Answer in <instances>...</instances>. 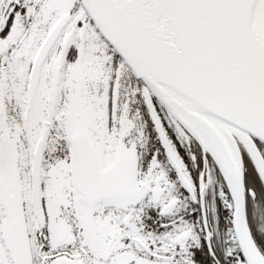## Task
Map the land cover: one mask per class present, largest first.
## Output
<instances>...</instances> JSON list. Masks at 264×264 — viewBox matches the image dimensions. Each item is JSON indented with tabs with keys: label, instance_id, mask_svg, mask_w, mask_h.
Returning a JSON list of instances; mask_svg holds the SVG:
<instances>
[{
	"label": "snow or ice",
	"instance_id": "obj_1",
	"mask_svg": "<svg viewBox=\"0 0 264 264\" xmlns=\"http://www.w3.org/2000/svg\"><path fill=\"white\" fill-rule=\"evenodd\" d=\"M0 264H264V0H0Z\"/></svg>",
	"mask_w": 264,
	"mask_h": 264
}]
</instances>
